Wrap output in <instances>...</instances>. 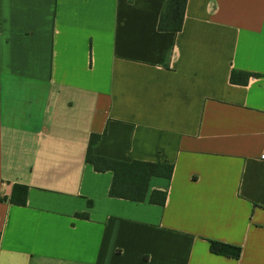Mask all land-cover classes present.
Returning <instances> with one entry per match:
<instances>
[{"label":"crops","instance_id":"1","mask_svg":"<svg viewBox=\"0 0 264 264\" xmlns=\"http://www.w3.org/2000/svg\"><path fill=\"white\" fill-rule=\"evenodd\" d=\"M167 1L0 0V264H264V0ZM94 135L172 178L111 198Z\"/></svg>","mask_w":264,"mask_h":264},{"label":"trees","instance_id":"2","mask_svg":"<svg viewBox=\"0 0 264 264\" xmlns=\"http://www.w3.org/2000/svg\"><path fill=\"white\" fill-rule=\"evenodd\" d=\"M187 0H168L165 4L159 23L160 32L179 33L183 29ZM254 75L249 73L233 72L231 83L234 85H247L249 79ZM100 136L94 135L91 138L87 154V162L93 165L95 171L113 173V182L110 188V197L136 203L146 201L149 184L152 178L171 179L174 173V166L161 163L144 162H120L108 160L93 155L94 147L99 143ZM167 195L161 192H154L151 203L165 205ZM26 205V200L22 203ZM87 218V217H86ZM211 252L228 257L239 259L241 250L237 247L211 241Z\"/></svg>","mask_w":264,"mask_h":264}]
</instances>
